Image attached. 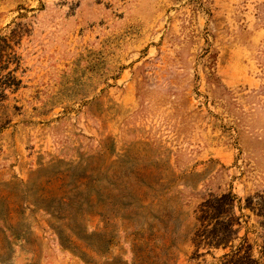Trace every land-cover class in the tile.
<instances>
[{
    "label": "rangeland",
    "instance_id": "374dc122",
    "mask_svg": "<svg viewBox=\"0 0 264 264\" xmlns=\"http://www.w3.org/2000/svg\"><path fill=\"white\" fill-rule=\"evenodd\" d=\"M230 190L264 193V0H0V264H219Z\"/></svg>",
    "mask_w": 264,
    "mask_h": 264
},
{
    "label": "trees",
    "instance_id": "16d2710c",
    "mask_svg": "<svg viewBox=\"0 0 264 264\" xmlns=\"http://www.w3.org/2000/svg\"><path fill=\"white\" fill-rule=\"evenodd\" d=\"M62 174L54 175L46 183L54 178L62 181L61 189L64 188L68 182ZM145 187L151 186L145 184ZM244 209L251 214L245 215ZM251 215L255 224L248 226ZM193 218V245L206 247L207 252L223 249L224 252L217 257L219 264H264V193L257 192L244 198L231 190L204 195L193 212Z\"/></svg>",
    "mask_w": 264,
    "mask_h": 264
}]
</instances>
